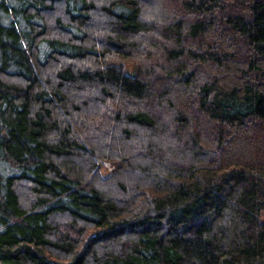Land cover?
<instances>
[{
	"label": "trees",
	"instance_id": "obj_1",
	"mask_svg": "<svg viewBox=\"0 0 264 264\" xmlns=\"http://www.w3.org/2000/svg\"><path fill=\"white\" fill-rule=\"evenodd\" d=\"M264 0H0V264H264Z\"/></svg>",
	"mask_w": 264,
	"mask_h": 264
},
{
	"label": "rangeland",
	"instance_id": "obj_2",
	"mask_svg": "<svg viewBox=\"0 0 264 264\" xmlns=\"http://www.w3.org/2000/svg\"><path fill=\"white\" fill-rule=\"evenodd\" d=\"M262 219L264 220V213H263Z\"/></svg>",
	"mask_w": 264,
	"mask_h": 264
}]
</instances>
